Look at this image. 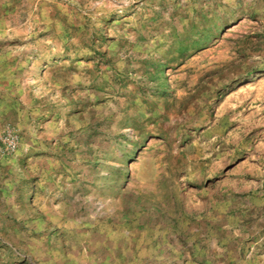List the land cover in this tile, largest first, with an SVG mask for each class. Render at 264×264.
<instances>
[{
  "label": "rangeland",
  "instance_id": "374dc122",
  "mask_svg": "<svg viewBox=\"0 0 264 264\" xmlns=\"http://www.w3.org/2000/svg\"><path fill=\"white\" fill-rule=\"evenodd\" d=\"M0 264H264V0H0Z\"/></svg>",
  "mask_w": 264,
  "mask_h": 264
},
{
  "label": "built area",
  "instance_id": "2783aa9c",
  "mask_svg": "<svg viewBox=\"0 0 264 264\" xmlns=\"http://www.w3.org/2000/svg\"><path fill=\"white\" fill-rule=\"evenodd\" d=\"M2 139L3 142L6 143V147L7 148H14L15 147V136L14 133L12 132V130H10L9 128H6L3 135L0 137Z\"/></svg>",
  "mask_w": 264,
  "mask_h": 264
}]
</instances>
